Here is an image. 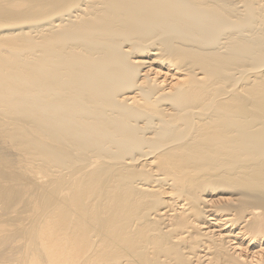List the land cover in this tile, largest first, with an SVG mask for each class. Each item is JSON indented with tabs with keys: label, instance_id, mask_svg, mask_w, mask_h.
<instances>
[{
	"label": "bare ground",
	"instance_id": "6f19581e",
	"mask_svg": "<svg viewBox=\"0 0 264 264\" xmlns=\"http://www.w3.org/2000/svg\"><path fill=\"white\" fill-rule=\"evenodd\" d=\"M0 264H264V0H0Z\"/></svg>",
	"mask_w": 264,
	"mask_h": 264
}]
</instances>
